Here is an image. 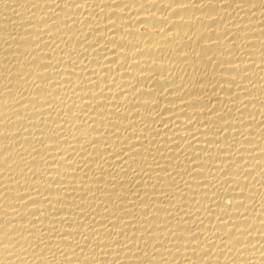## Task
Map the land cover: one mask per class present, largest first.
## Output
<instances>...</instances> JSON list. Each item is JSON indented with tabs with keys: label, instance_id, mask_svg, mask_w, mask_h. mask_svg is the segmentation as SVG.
<instances>
[{
	"label": "bare ground",
	"instance_id": "6f19581e",
	"mask_svg": "<svg viewBox=\"0 0 264 264\" xmlns=\"http://www.w3.org/2000/svg\"><path fill=\"white\" fill-rule=\"evenodd\" d=\"M0 264H264V0H0Z\"/></svg>",
	"mask_w": 264,
	"mask_h": 264
}]
</instances>
